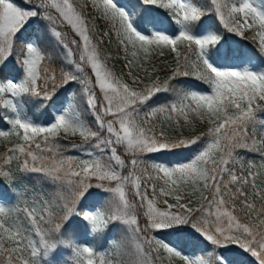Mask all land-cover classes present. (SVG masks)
I'll use <instances>...</instances> for the list:
<instances>
[{
	"label": "snow or ice",
	"instance_id": "1",
	"mask_svg": "<svg viewBox=\"0 0 264 264\" xmlns=\"http://www.w3.org/2000/svg\"><path fill=\"white\" fill-rule=\"evenodd\" d=\"M91 7L98 39L73 0H0V138L18 140L0 153V264H264V173L238 155L264 160V0ZM248 30L252 49L230 43ZM112 34L128 79L98 46Z\"/></svg>",
	"mask_w": 264,
	"mask_h": 264
},
{
	"label": "rangeland",
	"instance_id": "2",
	"mask_svg": "<svg viewBox=\"0 0 264 264\" xmlns=\"http://www.w3.org/2000/svg\"><path fill=\"white\" fill-rule=\"evenodd\" d=\"M73 2L78 5V6H83V10L85 12V14L89 17V19H94V23L97 27V39L99 38V35L98 33H102L104 31H107V28L105 27V24H103V20L102 19H99L97 17V14L95 12V10L91 7V0H73ZM92 16V17H91ZM254 31V30H253ZM112 37L115 38L114 34L108 36V37H104L105 39H108V41H112ZM230 43L233 44V46H236L238 43V41L236 40V38H230L229 39ZM114 45H117V43L115 42ZM100 47V49L102 50V52L109 57L108 59V66L114 71L116 72L118 75H124L125 79H128L127 78V69L124 67V64H125V61L123 59V53L120 51V49L118 48V46H113V49H114V52H107L106 51V46L103 42L102 43H99L98 45ZM173 55L174 54H168L166 53L163 57L161 56H158V59L159 61H166L168 64H172L173 63ZM111 57H115V58H118L120 59L119 62H117L116 64H114L113 60ZM156 66L158 64V62L156 61V58H155V55L153 56V61H152ZM119 63H122L123 64V69L119 66ZM158 67V66H157ZM141 75H143V73H140ZM129 82H131L129 80ZM155 119V122L157 123V130H161L163 129L168 135L170 136H175L181 132H183L184 134H187L189 132H191L190 129L184 127V128H179V127H176L175 124H176V118L173 117V119L169 120L167 118V114H158V116ZM182 119H181V123H182ZM204 125L203 124H199L198 123V126H197V129H200V128H203ZM15 137H12V139H14ZM70 140L72 141H75V142H79V137L76 136V137H69ZM4 141H9V139L7 138H0V143L4 142ZM65 155H75L76 153L71 149H69V152H65L64 153ZM182 159V158H181ZM181 159H177L176 157L172 156L171 157V160L173 162L177 161V160H181ZM149 172H151V169H149ZM152 175H155L154 172H152ZM160 183L162 184V181H160ZM163 198H161V201H162ZM169 202H172L171 199L169 198ZM162 206V205H161ZM243 215V214H241Z\"/></svg>",
	"mask_w": 264,
	"mask_h": 264
},
{
	"label": "trees",
	"instance_id": "3",
	"mask_svg": "<svg viewBox=\"0 0 264 264\" xmlns=\"http://www.w3.org/2000/svg\"><path fill=\"white\" fill-rule=\"evenodd\" d=\"M103 24H105V22H103ZM39 28H40V26L33 25V27L29 30V32L30 33L34 32L36 35H41V32L39 31ZM65 30H68V29H65ZM99 34L100 33H98V35ZM253 34H254L253 30H248L246 32V35L249 36L248 40H243V39H241L239 37H234V38H236V40L239 42V45L241 47H243L245 49V51H249L250 49H252L254 47V41L251 39ZM115 42H116V39L114 37H112V41H110V40L108 41V39H105L103 37V43L105 45H107L106 46V51L107 52H110V51L114 52L113 46H114V48H115V46H117V45H114ZM45 44L47 45V44H49V42L47 40H45ZM49 51L51 52V54L55 58V56H56L55 51H53L51 47L49 48ZM111 58H112L114 64H116L120 60V59L115 58V57H111ZM155 58H156V61L158 62L157 66H158V68L161 69V75L163 76L165 74V72L167 71V69L165 68V65H164V61H159V59H158V57L156 55H155ZM119 66L123 69V64L122 63H119ZM74 87H76V86H74ZM201 130H205V126L203 128L197 129V131H201ZM262 132H264V128L257 127L256 134H257V138L258 139H259L260 134ZM188 134H190V132L185 134V135H188ZM17 142H18L17 138H14L12 140L4 141V142L0 143V153L7 152V150L9 148H11L14 143H17ZM59 142H60V144L62 146H64V147L61 148V151H63L64 153L65 152H69L70 145L68 143V140H65V139L61 138L59 140ZM257 147H261V150H264V147H262L260 145H257ZM238 155L243 157V159L245 161H252L256 165V167L254 168V171H257L258 173H264V168L260 167L262 164H264V160L261 159L259 152H249L246 149H239L238 150ZM171 157L172 156H169V157H166L165 159L171 160ZM174 157H176L177 159H181L182 158V157H178V156H174ZM258 179H264V175L259 176ZM43 191L48 192V191H51V189L48 188V187H45L43 189Z\"/></svg>",
	"mask_w": 264,
	"mask_h": 264
}]
</instances>
